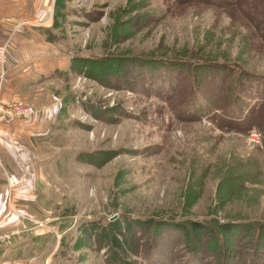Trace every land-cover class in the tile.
Returning a JSON list of instances; mask_svg holds the SVG:
<instances>
[{"label": "rangeland", "instance_id": "374dc122", "mask_svg": "<svg viewBox=\"0 0 264 264\" xmlns=\"http://www.w3.org/2000/svg\"><path fill=\"white\" fill-rule=\"evenodd\" d=\"M11 16L48 47L29 69L42 86L20 92L43 119L0 121V198L53 233L49 262L264 264V0H54L39 20ZM126 224L134 250L117 252Z\"/></svg>", "mask_w": 264, "mask_h": 264}, {"label": "crops", "instance_id": "0c3cea01", "mask_svg": "<svg viewBox=\"0 0 264 264\" xmlns=\"http://www.w3.org/2000/svg\"><path fill=\"white\" fill-rule=\"evenodd\" d=\"M14 1L15 6L9 4L7 1L8 4L5 3V5L0 6V44L8 40L7 36L10 35V29L16 27L19 31L13 41L10 39L7 54L6 65L8 76L6 77L4 87H2L3 89H1L2 92L0 91L2 101L5 103L25 102V98L20 95V92L24 89L34 90V86L41 84L31 83L34 75L30 74V70L34 67L36 70L39 63H41V51H47L46 48L48 47L47 40L44 39L45 37L41 38L40 34L31 35V32L27 33L24 30L27 25H35L32 21L30 22L29 19L22 20L23 17L19 18L20 20L14 19V16L12 17L11 15L22 12L27 14L30 12L31 14H37L39 17L37 20H39L50 12V7L54 3V0H51V5L48 6L50 0ZM10 25L12 27L9 28L8 26ZM35 28L31 27L29 29L33 31L32 29L35 30ZM21 40H28V44H25ZM23 62H29L31 65L27 67L28 64ZM42 119L41 116L35 115V118L27 121H30L28 123H36ZM8 194L9 192H7L6 198H0V231L12 229L13 235L9 243L0 246V264H52V262H49V259L55 250H57L59 241L56 240L53 233L48 231L41 233L33 232L31 226L27 224L28 221L21 220L19 215L9 208L12 207L13 200L12 197L7 198ZM49 241H51L50 245H48ZM43 244H45L44 247ZM46 244L50 247L47 250H45Z\"/></svg>", "mask_w": 264, "mask_h": 264}, {"label": "built area", "instance_id": "2783aa9c", "mask_svg": "<svg viewBox=\"0 0 264 264\" xmlns=\"http://www.w3.org/2000/svg\"><path fill=\"white\" fill-rule=\"evenodd\" d=\"M9 49V41H6L0 44V91L6 81L7 77V54ZM35 110L33 106L27 103L15 102L11 103L9 106H5L0 103V121H10L14 118H25L30 119L29 117L33 114ZM256 132H252V137H256ZM7 180L9 188L14 189L21 184V179L13 173L7 174ZM21 217L25 218L21 213H18ZM43 222H38V227H43ZM13 235V232H2L0 233V246L9 243Z\"/></svg>", "mask_w": 264, "mask_h": 264}, {"label": "trees", "instance_id": "16d2710c", "mask_svg": "<svg viewBox=\"0 0 264 264\" xmlns=\"http://www.w3.org/2000/svg\"><path fill=\"white\" fill-rule=\"evenodd\" d=\"M193 229L198 231L202 228V224L200 222H193L192 225ZM130 225L126 224L125 228H126V232L124 233V235L121 237L120 233L121 230H119L116 234H113L112 237V244L116 247L117 252H119L120 250L122 251H126V253H128L129 250H134V244H133V239L131 238V235L129 234V229H130ZM187 239L188 240H193L192 236L190 234L187 233V231L184 232ZM114 257V259H117L118 255L117 253H112L111 258ZM118 258H121V260L123 261V257L122 255H120Z\"/></svg>", "mask_w": 264, "mask_h": 264}]
</instances>
